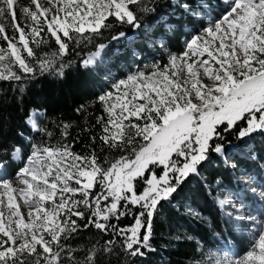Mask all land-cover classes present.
Returning a JSON list of instances; mask_svg holds the SVG:
<instances>
[{"label": "snow or ice", "instance_id": "obj_1", "mask_svg": "<svg viewBox=\"0 0 264 264\" xmlns=\"http://www.w3.org/2000/svg\"><path fill=\"white\" fill-rule=\"evenodd\" d=\"M223 2L216 16L203 5L209 20L184 40L182 51L165 49L166 62L127 73L96 98L104 115L82 130L100 128L86 151H75L79 135L69 142L74 122L53 121L60 132L53 142L54 132L39 123L42 114H29L26 123L45 139L31 143L26 154L19 146L3 150L9 158L0 160V264H103L117 247L125 257H143L152 250L160 202L198 176L212 153L224 156L233 148L244 154L227 134L238 142L264 134V0ZM141 3L0 0V81L20 82L23 91L24 80L52 70L73 42L92 43L117 25L140 28L138 12L153 11L133 8ZM126 36L119 32L112 39ZM106 47L97 44L83 65H94ZM67 66L59 63L57 74ZM245 181L252 186L257 178ZM250 192L259 200L251 211L241 192L216 198L222 208L231 205L228 217L250 233L247 250L235 256L209 252L201 264H264V190L252 186ZM128 217L131 223L122 225ZM91 228L108 238L72 247L70 241Z\"/></svg>", "mask_w": 264, "mask_h": 264}, {"label": "trees", "instance_id": "obj_2", "mask_svg": "<svg viewBox=\"0 0 264 264\" xmlns=\"http://www.w3.org/2000/svg\"><path fill=\"white\" fill-rule=\"evenodd\" d=\"M205 4L213 10V16L225 9L221 0H142L141 5L133 8L146 5L153 11L138 12L140 28L117 25L105 30L92 43L73 42L68 54L62 61L58 60L52 70L38 71L33 78L24 80L23 91L20 90V82L0 81V160L9 158L3 154L4 149L11 153L15 146H19L26 154L30 151L31 143L45 139L26 123L33 110L42 114L39 118L41 127L46 125L54 132L53 142L60 136L53 121L74 122L69 142L79 135L75 151H86L85 145L90 143V135L98 134L100 128L97 126L91 132L82 130L95 124L97 116L104 115L100 103L96 101L106 89L102 64H106L111 75L121 78L132 69L157 60L163 61V57H167L165 49L182 51L184 40L207 24L209 16L203 7ZM185 5H188L187 9ZM196 11L202 16L193 15ZM119 32L127 33L129 38L113 42L112 37ZM101 43L107 45L102 57L104 62L94 67L82 66V59ZM52 47H56L54 41ZM61 62L68 66L63 69V75H58L57 68ZM82 105L84 110L77 112ZM226 139L232 145L239 144L248 157L233 148H226L224 156L212 153L209 160L200 166L198 176L188 178L169 200L160 202L154 216L152 250H145L143 257H125L117 247L115 255L103 258V264H201L207 253L224 246L239 255L247 250L241 234L243 224L237 227L217 203L216 196H222L225 192H241L244 196L239 174H256L254 176L259 177L264 173V134L257 133L249 140L238 142L235 135L229 133ZM100 144L97 135V151ZM246 144L251 146L250 150L244 148ZM104 154L107 152L101 156ZM227 157L232 166L225 163ZM18 166V162L13 163L9 170ZM217 178L221 180L219 185ZM130 223V217L121 221L122 225ZM107 238L91 228L83 230L70 243L74 248H87L98 239L102 241ZM84 254V251L78 253L81 257Z\"/></svg>", "mask_w": 264, "mask_h": 264}, {"label": "rangeland", "instance_id": "obj_3", "mask_svg": "<svg viewBox=\"0 0 264 264\" xmlns=\"http://www.w3.org/2000/svg\"><path fill=\"white\" fill-rule=\"evenodd\" d=\"M26 2H27V0H21V3H26ZM221 2L224 4L223 0H221ZM208 20H209V19H208ZM208 20H207V22H208ZM128 38H129V35H127L126 37L120 38V39L113 40V42L120 41V40H122V39L127 40ZM95 51H96V50H95ZM95 51H93V52H95ZM93 52H92V53H93ZM103 52H104V51H103ZM103 52L101 53L100 57L97 58L95 64L92 65V66H88V67H94L96 64L103 63V62H104V61L102 60ZM90 54H91V53H90ZM90 54L86 55V56L82 59V61H81V65H82V66H84V65H83V61H84L85 59H87L88 56H89ZM166 59H167V57H163V61H162V62H166ZM153 63H154V62H153ZM151 64H152V63L145 64V65H151ZM145 65H144V66H145ZM144 66H143V67H144ZM84 67H85V66H84ZM143 67H141V68H143ZM102 68H103L104 73H105V81H106V89H105V90H107V89L110 88V85H111L112 82H114L115 80H118V79H120V78L114 76L113 74L111 75V74L109 73V69L107 68V66H106L105 63L102 64ZM136 69H137V68L132 69L131 72L134 71V70H136ZM128 73H129V72H128ZM126 74H127V73H126ZM126 74H124V75H126ZM31 112H32V111H31ZM31 112H30V113H31ZM30 113H29V114H30ZM39 118H40V117H39ZM39 118H38V120H39ZM27 125L29 126V128H30L31 130H33V129L30 127L29 124H27ZM229 149H230V148H228L227 150H229ZM243 155L246 156V157H248V154H247L245 151H244V154H243ZM225 163H226V164H230V165L232 166V163L230 162V160L228 159V157L225 159ZM263 167H264V165H263ZM254 175H256V174H251V176H254ZM263 175H264V173H263V174H260L259 177H256V178H257V183H256L255 185H252V186H255V187L257 188V192L264 190V187H262V186H264V176H263ZM247 176H250V174L240 173L239 176H238V179L240 180V182H241V184H242V186H243V188H244V190H245V192H244V196H243V198H244V203L250 206L248 209H246V211H251V210H252L251 206L253 205V202H254V201H255L256 206L259 207V200H258L256 197H253V196H252V194H251V192H250V187H252V186H250V185L245 181V178H246ZM228 193H229V192H225L222 196H220V194H218L217 196H219L220 199H223L224 196L227 195ZM217 196H216V197H217ZM233 199L235 200V197H233ZM248 201H251V202L249 203ZM223 209H224V211H225L226 213H228V212H232L231 205H228V206H226V207H223ZM253 214H257V213H256V212H253ZM233 215H236V213H233ZM262 218H264V217H262ZM241 234H242V236H243V238H244L243 242H244L245 244H248V241H249V238H250V233L247 231V228H246L244 225H243V227H242V233H241ZM211 252H213V253H217L218 255H223V254H225V253H228V254H230V255L235 256V255L238 254V253L235 252V251H232V252H233V253H232L231 250H230L227 246H224V247H222V248L219 249V250H214V251H211ZM241 255H243V254H241Z\"/></svg>", "mask_w": 264, "mask_h": 264}]
</instances>
